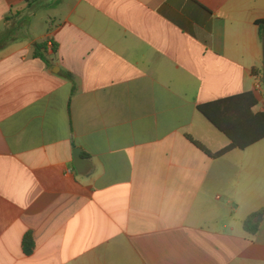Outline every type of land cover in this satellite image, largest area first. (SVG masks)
I'll list each match as a JSON object with an SVG mask.
<instances>
[{"label":"crops","instance_id":"obj_1","mask_svg":"<svg viewBox=\"0 0 264 264\" xmlns=\"http://www.w3.org/2000/svg\"><path fill=\"white\" fill-rule=\"evenodd\" d=\"M261 20L264 0H0V264H264V140L190 139L230 145L199 106L264 112Z\"/></svg>","mask_w":264,"mask_h":264},{"label":"trees","instance_id":"obj_2","mask_svg":"<svg viewBox=\"0 0 264 264\" xmlns=\"http://www.w3.org/2000/svg\"><path fill=\"white\" fill-rule=\"evenodd\" d=\"M27 5H32L39 0H24ZM259 33L264 40V20L257 21ZM56 46L54 45V52ZM45 53V54H44ZM36 56L44 59L46 55L44 46L36 47ZM253 75L260 78L263 83V71L256 68ZM258 101L252 93L219 100L198 107L199 112L210 121L218 131L226 135L230 140V145L220 152L212 153L202 143L191 141L198 149L214 159L221 158L229 152L240 149L245 150L250 146L264 140V112L255 113ZM264 215V209L249 216L244 222V228L250 235L258 233L260 224L256 222L258 216ZM25 253L31 254L35 249V244L31 235L24 241Z\"/></svg>","mask_w":264,"mask_h":264},{"label":"water","instance_id":"obj_3","mask_svg":"<svg viewBox=\"0 0 264 264\" xmlns=\"http://www.w3.org/2000/svg\"><path fill=\"white\" fill-rule=\"evenodd\" d=\"M263 86H264V61H263ZM74 158H75V162H76V169L80 172V169L82 167V164L84 162V160L82 159L81 157V153H80V150H77L75 153H74ZM81 173V172H80ZM262 219H263V215H261L259 217V222H262Z\"/></svg>","mask_w":264,"mask_h":264},{"label":"rangeland","instance_id":"obj_4","mask_svg":"<svg viewBox=\"0 0 264 264\" xmlns=\"http://www.w3.org/2000/svg\"><path fill=\"white\" fill-rule=\"evenodd\" d=\"M41 14H42V16H45L46 15V11L45 10H42L41 11Z\"/></svg>","mask_w":264,"mask_h":264},{"label":"built area","instance_id":"obj_5","mask_svg":"<svg viewBox=\"0 0 264 264\" xmlns=\"http://www.w3.org/2000/svg\"><path fill=\"white\" fill-rule=\"evenodd\" d=\"M50 46L52 45V44H49Z\"/></svg>","mask_w":264,"mask_h":264}]
</instances>
